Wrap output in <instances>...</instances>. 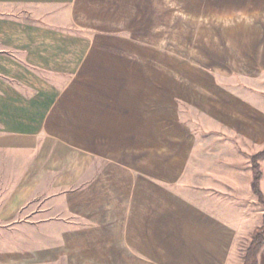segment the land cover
I'll use <instances>...</instances> for the list:
<instances>
[{
	"label": "crops",
	"instance_id": "1",
	"mask_svg": "<svg viewBox=\"0 0 264 264\" xmlns=\"http://www.w3.org/2000/svg\"><path fill=\"white\" fill-rule=\"evenodd\" d=\"M212 1L243 36L244 88L185 61L174 76L96 21L155 18L157 0H0V154L23 163L0 187V227L18 233L0 264H242L264 212V0Z\"/></svg>",
	"mask_w": 264,
	"mask_h": 264
},
{
	"label": "rangeland",
	"instance_id": "2",
	"mask_svg": "<svg viewBox=\"0 0 264 264\" xmlns=\"http://www.w3.org/2000/svg\"><path fill=\"white\" fill-rule=\"evenodd\" d=\"M155 5L154 14L157 16L155 18H114L96 21L101 24V29L117 30L123 34L121 36L125 38V41L138 44L141 49H148L150 59L151 55L155 54L157 65L161 66L163 61L170 62L174 76L184 74L183 62L185 61L189 77L203 70L205 74L217 77L221 86L235 89L246 86L242 81L245 71L243 52L238 50L241 46L237 45V41L243 36L228 34V4L226 2L166 0L164 4L158 3L157 0ZM164 6L170 7L171 12L165 11ZM11 9H13L12 13L24 19H35V13L30 7L15 6ZM179 110L182 117L188 118L193 128L196 129L197 126L202 125L200 122L203 115L196 112V109L180 104ZM0 156L2 160L0 187L8 189L17 181L15 177L23 163L5 161V155L0 154ZM17 156L20 157V155ZM21 157L24 160L28 158V155L24 154ZM27 208L34 209L35 203L29 204ZM15 229L17 227L1 226L0 235L18 234ZM247 241L248 239L241 247L244 248ZM0 248H2L1 242Z\"/></svg>",
	"mask_w": 264,
	"mask_h": 264
},
{
	"label": "trees",
	"instance_id": "3",
	"mask_svg": "<svg viewBox=\"0 0 264 264\" xmlns=\"http://www.w3.org/2000/svg\"><path fill=\"white\" fill-rule=\"evenodd\" d=\"M264 157V145L263 147L251 155V188L257 200L264 206V195L259 187V181L261 178V170L258 160ZM264 243V212L262 214L261 223L256 226L250 233L247 244L244 246L241 254L242 264H258L257 254L259 249Z\"/></svg>",
	"mask_w": 264,
	"mask_h": 264
}]
</instances>
